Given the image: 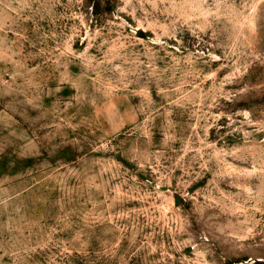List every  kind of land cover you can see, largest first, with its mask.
I'll return each instance as SVG.
<instances>
[{"label": "rangeland", "instance_id": "rangeland-1", "mask_svg": "<svg viewBox=\"0 0 264 264\" xmlns=\"http://www.w3.org/2000/svg\"><path fill=\"white\" fill-rule=\"evenodd\" d=\"M0 264H264V0H0Z\"/></svg>", "mask_w": 264, "mask_h": 264}]
</instances>
